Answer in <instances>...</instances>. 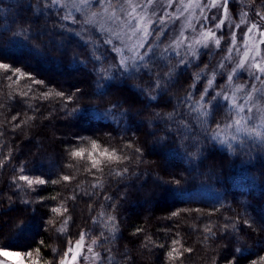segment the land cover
Returning <instances> with one entry per match:
<instances>
[{"label":"trees","instance_id":"1","mask_svg":"<svg viewBox=\"0 0 264 264\" xmlns=\"http://www.w3.org/2000/svg\"><path fill=\"white\" fill-rule=\"evenodd\" d=\"M247 2L264 14L261 0ZM67 13L52 0H0V62L25 74L0 70V248L25 253L30 264H59L82 235L99 243L100 264H264V152L231 154L190 107L206 87L195 74L208 55L186 67L156 56L124 71L106 35ZM22 26L42 38L14 37ZM101 65L111 73L98 89ZM157 77L160 86L149 87ZM113 105L115 119L107 115ZM157 113L183 121L179 140L173 123L158 142L168 128ZM211 113L212 128L235 119L218 99ZM184 134L198 139L194 159L180 147ZM128 143L141 154L133 157ZM80 148L82 157L71 155ZM115 149L129 160L110 161ZM124 168L123 179L110 174ZM21 175L46 183L29 186ZM234 235L240 244L230 243Z\"/></svg>","mask_w":264,"mask_h":264},{"label":"snow or ice","instance_id":"2","mask_svg":"<svg viewBox=\"0 0 264 264\" xmlns=\"http://www.w3.org/2000/svg\"><path fill=\"white\" fill-rule=\"evenodd\" d=\"M105 0H100V3L103 4ZM125 3H130V0H124ZM153 0H147V4H151ZM262 5H264V0H261ZM53 4L57 3V0H52ZM82 3H87V0H82ZM169 3H171V0H169ZM228 0H224L223 4H219L218 0H211L210 7L222 9L223 13H227ZM108 7H113L112 0H108ZM146 5H140L135 4L132 5L131 11L128 12V16L132 17L137 20V23L130 25V27L133 29L132 35L138 37V43L133 45L131 48H128L127 45H125V48H128V51L131 53L130 56H124L121 52L120 48H113L114 52L121 53V59H120V66L124 71H128V62H132V69L135 72H138L141 67H147V62L145 60V57L148 56L150 52H153L154 49L152 47L151 43H148L149 37H155L156 40H159V37L163 35V24L165 23L163 18H160L156 21V23H159L161 25V29L156 32H151L148 29V24H151L152 21L148 20L143 27L140 26V21L143 20V11ZM119 8L121 12L127 11V9L124 8L123 4H119ZM139 9V12L137 11ZM203 10V9H202ZM95 15V13L93 14ZM257 16H260V19L264 21V15L257 12ZM247 16V13L241 14L240 23L235 25V27L239 28L241 25H244L247 23V20L245 17ZM70 17H64V19H69ZM114 18V17H113ZM208 17H205V20H207ZM213 20L216 19L215 16L212 17ZM224 25V20H220L219 23L215 24L216 29L222 28ZM261 25L257 24L255 22L251 23V25L247 28V31L244 33V38L247 39L248 35L253 32V30L260 29ZM206 29V30H203ZM36 33V32H35ZM35 33H33L30 29V26L28 28L21 27V31L18 33H14L13 36H22L25 40H32V41H38L42 38L43 35L37 39ZM260 39L259 43L264 44V31H260L259 33ZM202 39H196L195 45H201L204 48L209 47V41H214L215 46L217 48L221 45V40L223 39V36L217 38L216 32L212 28H208L206 24L202 25V32H201ZM119 38V37H118ZM90 39V38H89ZM236 36L233 33L232 34V44L235 45ZM105 43H111V41H105ZM184 44V34L183 32L180 33V38L178 40H173L167 48H165V52L168 51V48L176 49L181 47ZM39 47V45H36ZM158 47V45H157ZM139 49H144L143 53L139 51ZM233 47H228L227 52L229 53L228 56L224 57V60L221 61L218 64V68L221 70H226L227 65L224 61L231 62L232 60V52ZM179 55V53H177ZM185 55L190 56L192 58H199V53L195 49L194 44L189 42L185 47ZM259 57V51L257 50L256 56L251 57L250 63L247 65V69L249 71L250 77L254 80L259 82V87L256 84H237L235 86V90L233 91V79L234 74L240 70L245 69L246 64L245 61L249 60V52L245 51L243 53V59H241L238 63H236L235 67L231 69L230 72H228L226 76L227 85L221 86L219 91L215 90V77H216V71L213 70L212 72V78L207 79L206 81V87H204L203 91L200 93L199 100L196 101L194 105H190L191 110L194 112H198V118L204 117V119L201 121L202 125L207 124V127L203 128V133L207 134L208 137L212 141H215L217 144L224 146L231 154H235L237 150L241 154H250L252 151H260L264 152V63H262L260 60L257 59ZM94 59L99 61V56H94ZM181 63H183V58L181 59ZM205 68L208 67V65H204ZM0 70H3L6 74H12L17 73L21 77H24V73L21 72L18 68H12L9 64L0 62ZM203 71V70H202ZM171 72V69H169V73ZM111 73V66L108 68H104L102 65L97 71L98 79L96 81L97 88H102L101 81L108 79ZM259 73V74H257ZM168 73H166L167 75ZM29 80H32V82L36 85H43L42 81L36 80L30 75L26 77ZM201 77L197 75L196 79L199 80ZM159 87V77H157L156 82L154 85H151L149 87ZM137 87H141L140 85H137ZM142 91H147V88L141 87ZM79 91V90H77ZM231 92V95L229 94ZM236 92H239L240 95V101L237 102L235 98ZM50 93H43L44 96H48ZM27 95V93H25ZM55 96L57 97H64L65 93L62 91L55 92ZM218 97H222L224 101L228 102L231 101V107L234 110L235 114L238 119L231 120V123H225L223 125V128L221 127L220 123H216L213 121V123H216V127L212 128L209 124V119L211 116V105L214 101L217 100ZM71 99V96L68 97ZM155 99V97H152ZM191 98V94H189V99ZM116 105H113L111 109L107 111V115L112 116L115 119V109ZM79 108H73L72 112L76 113L79 112ZM69 113H65V115H68ZM243 114V115H241ZM121 116L124 115V113H120ZM157 118L164 121L168 132L160 136L158 138V142H164L167 139L170 138L169 134L172 133V124L175 123L177 132L175 133V136L179 140L182 135V129L185 127L182 120H176L175 116L172 114H165L161 115L159 113L156 114ZM229 119H231V114H229ZM233 129V133H228L226 135H222V132L227 133V130ZM191 140V142H189ZM198 139H191V137L187 134L183 135V140L180 141V147L184 150V152L187 153L189 157L192 159L196 158L200 154V147L197 144ZM250 141L251 143H246ZM98 147L95 141L92 142V148L95 150ZM126 148L132 150L133 157H137L141 154L142 149L140 147H134L132 143H128ZM247 149V151H246ZM107 149H105V153H107ZM117 151H122V149H115L112 151V154L108 157V159L115 160L116 163H120L122 161H128L129 156H117ZM73 156H83L84 155V149L80 148L76 151H73L71 153ZM96 161L93 160L92 164L93 167H96ZM128 173V169L124 168L122 171H117L114 174L116 177H119L120 179H123L125 174ZM63 179L65 181H68L70 179L69 176H64ZM161 183H173V184H179L180 181L172 178L170 181H164L162 177L157 176L156 178ZM19 180L26 181L29 186L36 184V185H44L46 181L44 179H37L35 181L30 180L28 176L21 175L19 177ZM55 183V181H53ZM110 199V197L108 198ZM53 212L58 211V209L53 208ZM179 215L176 212L172 213V216L175 217ZM247 223V222H246ZM251 226V225H249ZM84 237L81 235L80 240L76 243L75 249L76 251H73L72 247H69L64 253L63 258L59 261V264H76L77 258L79 256V250L81 249L82 242ZM230 243L234 244H240L241 238L240 236L234 235L232 237V240ZM237 252H241L242 249L237 247L235 249ZM89 252L92 251L91 248L88 249ZM37 252H39V249H37ZM25 253L19 252V251H11L7 248H0V257H3L7 259L8 264H26L25 260L23 259ZM27 255L30 257L32 255L31 252H28ZM99 254L97 253V256ZM171 255V253L169 254ZM10 258V259H9ZM108 260L111 261L112 257H108ZM262 261H264V257L261 258ZM0 264H3L2 261H0ZM34 264H38V262H34Z\"/></svg>","mask_w":264,"mask_h":264},{"label":"rangeland","instance_id":"3","mask_svg":"<svg viewBox=\"0 0 264 264\" xmlns=\"http://www.w3.org/2000/svg\"><path fill=\"white\" fill-rule=\"evenodd\" d=\"M137 3L146 5L143 11L144 18L140 21L141 27H143L148 20H151L152 23L147 25L148 29L151 32H156L161 29V25L156 23V21L160 18H163L165 21L163 24V35L159 37V40H156L155 37H149L148 43L152 44L154 51L150 52L148 56L145 57L146 61L156 56L174 55L180 59V63L183 58V66H191V64L199 59L185 55V47L191 42L198 51L199 57L204 54L208 55L205 61V65L207 64L208 67H203L199 73L197 72L195 74V81H198L196 79L198 74L207 81V79L212 78V72L215 70V90L219 91L221 86H225L228 83L226 80L228 72L235 67L236 63L243 59V53L248 51L249 60L245 61L246 68L240 69L234 74L232 90H235L237 84H256L258 87L260 86L259 82L254 81L250 77L247 65L250 63L251 57L256 56L257 50L259 51V57H257V59L264 63V44L259 43V33L260 31H264V21L260 19V16L256 15L259 11L253 9L247 0H228L227 13H223L222 9L210 7L211 0H171V3H169V0H153L151 4H147V0H130V3H125L124 0H112L113 7L111 8L108 7V0H105L103 4L100 3V0H87L86 4L82 3V0H57L54 6L65 7L68 12L67 14L71 18L78 13H81L86 19L89 18L88 22L98 28L101 33L105 34L107 41H111L109 44L115 48H120L124 56H130L131 53L128 51V48L138 43V37L132 35L133 29L130 27V25L137 23V20L129 17L128 12L131 11L132 5ZM218 3L223 4L224 0H218ZM119 4H123L127 11L121 12ZM137 11L139 12V9ZM94 13L95 15H93ZM242 13H247L245 17L247 23L237 28L235 25L240 23ZM213 16L216 17L215 20L212 19ZM205 17H208V19L205 20ZM221 19L224 20V25L222 28L216 29L215 24L219 23ZM253 22L260 24L261 28L253 30V32L248 35L247 39H245L244 33ZM203 24H206L208 28H212L216 32L217 38L223 36L219 48L215 46L214 41H209L208 48L195 45L196 39H202L201 32ZM181 32L184 34V44L175 50L168 48V51L165 52V48H167L173 40H178L180 38ZM233 33L236 36L235 45L232 44ZM125 45H127L128 48H125ZM228 47H233L234 49L231 54L232 60L231 62L224 61L227 68L226 70H221L217 66L224 60V57L229 55L227 52ZM139 51L143 53L144 49H139ZM116 53L118 54L120 62L121 53ZM177 53H179V55ZM127 67L128 70H132L131 61L128 62ZM229 94L231 95V92ZM240 95L239 92L235 94L238 103L241 102ZM217 99L234 112L231 107V101L226 102L222 97H218ZM238 118L239 117L235 114V119ZM228 133L234 134V130L229 129L227 134ZM83 237L84 239L81 249L79 250L76 264H100L101 254L98 248L99 243L97 241L87 240L85 236ZM79 240L75 241L70 246L73 248V251H76L75 245ZM89 248L92 249L91 252L88 251ZM97 253L99 254L98 256ZM23 259L26 264H30L26 257H23ZM0 261H2L3 264H8L7 259L3 257H0Z\"/></svg>","mask_w":264,"mask_h":264}]
</instances>
